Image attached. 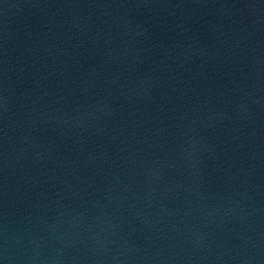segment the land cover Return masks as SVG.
Segmentation results:
<instances>
[{
  "label": "water",
  "instance_id": "obj_1",
  "mask_svg": "<svg viewBox=\"0 0 264 264\" xmlns=\"http://www.w3.org/2000/svg\"><path fill=\"white\" fill-rule=\"evenodd\" d=\"M0 264H264V0H0Z\"/></svg>",
  "mask_w": 264,
  "mask_h": 264
}]
</instances>
